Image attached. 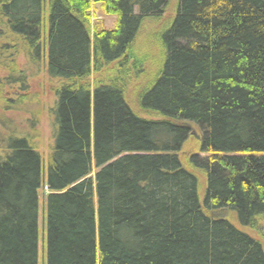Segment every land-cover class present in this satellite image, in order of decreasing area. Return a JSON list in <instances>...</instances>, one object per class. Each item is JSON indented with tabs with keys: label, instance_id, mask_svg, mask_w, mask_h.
Here are the masks:
<instances>
[{
	"label": "trees",
	"instance_id": "1",
	"mask_svg": "<svg viewBox=\"0 0 264 264\" xmlns=\"http://www.w3.org/2000/svg\"><path fill=\"white\" fill-rule=\"evenodd\" d=\"M91 2L116 17L92 37ZM167 4L0 0V68L22 92L4 109L35 75L19 54L58 82L45 165L29 135L0 145V264H38L43 187L44 264H264L243 230L264 225V0H176L134 109V43Z\"/></svg>",
	"mask_w": 264,
	"mask_h": 264
},
{
	"label": "rangeland",
	"instance_id": "2",
	"mask_svg": "<svg viewBox=\"0 0 264 264\" xmlns=\"http://www.w3.org/2000/svg\"><path fill=\"white\" fill-rule=\"evenodd\" d=\"M175 6L176 0H168L162 16L157 20H146L134 43V55L139 59L137 62L138 74L126 90L127 100L134 109H136L137 90L142 89L153 77V72L160 59L159 47L155 37L171 22L175 13ZM86 16L91 37L98 30L112 29L115 26L116 17L106 14L99 3L91 2ZM2 41L4 42V39L0 37V43ZM16 62L26 73L35 75L27 79L28 92L27 94L24 93L25 95L21 97V102L23 101L21 109L12 110L8 108L9 110H6L4 109L6 101L18 98L22 95V92L19 90L18 85L6 83L3 79L6 71L0 68V145L7 135H29L42 156V161L45 165L53 142V126L48 110L53 105L54 91L58 86V82L48 79L42 70L37 72V67L29 63L23 54H19ZM134 72H132V75H134ZM99 76H104V71L100 74L91 73L87 79V83L93 86L94 82L98 80L96 78ZM192 131L196 135H199L196 127L192 126ZM198 144L199 139L190 135L181 152L182 159H186L191 153L196 152ZM199 179L200 188L203 189V177L199 175ZM46 193L45 187L38 191V264L45 263L44 200ZM243 230L256 238L264 250V225L262 222H258L255 230Z\"/></svg>",
	"mask_w": 264,
	"mask_h": 264
},
{
	"label": "water",
	"instance_id": "3",
	"mask_svg": "<svg viewBox=\"0 0 264 264\" xmlns=\"http://www.w3.org/2000/svg\"><path fill=\"white\" fill-rule=\"evenodd\" d=\"M191 135H193L196 139H200L198 135L194 131L191 132ZM225 216H227V213H225Z\"/></svg>",
	"mask_w": 264,
	"mask_h": 264
}]
</instances>
